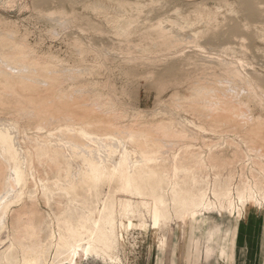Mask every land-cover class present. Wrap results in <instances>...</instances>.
Here are the masks:
<instances>
[{"label":"rangeland","instance_id":"rangeland-1","mask_svg":"<svg viewBox=\"0 0 264 264\" xmlns=\"http://www.w3.org/2000/svg\"><path fill=\"white\" fill-rule=\"evenodd\" d=\"M0 120L20 128L29 161L26 180L15 183L13 162L0 149L6 213L0 255L14 243L12 255L20 259L35 243L42 264L51 262V232L65 216L95 210L88 187L79 185L77 199L60 189L69 169L62 153L58 165L49 155L41 163L30 155L28 135L52 148L69 136L60 130L65 127L116 140V155L125 145L134 148L136 136L149 149L170 143V156L187 150L178 164L187 171L166 187L207 190L212 199L213 189L236 197L249 187L258 191L262 205L242 200L241 213L204 210L159 226L141 206L142 219L118 226L113 258L92 254L78 264H155L163 253L181 255L204 214L208 222L195 231L203 239L212 222L229 228L248 210L253 220L255 212L264 214V0H0ZM124 184L123 178L103 181L100 196L111 192L118 201L141 204ZM30 224L35 238L25 233ZM18 228L25 236L20 243Z\"/></svg>","mask_w":264,"mask_h":264},{"label":"bare ground","instance_id":"bare-ground-1","mask_svg":"<svg viewBox=\"0 0 264 264\" xmlns=\"http://www.w3.org/2000/svg\"><path fill=\"white\" fill-rule=\"evenodd\" d=\"M28 65L25 62H21V67H25V69L30 67ZM31 67L34 68L37 66ZM44 68L48 70L47 67ZM30 71L33 70L30 68ZM72 103H75V101ZM21 110L23 111L24 109ZM207 114L208 113H206V115ZM12 123H5L0 120V149L3 151L2 155L4 159L6 157L13 162L16 176L15 179L17 181L15 183H18L26 180L25 177L29 161L25 152L27 150H24V147L26 146H24L19 137L21 133L20 128ZM107 123L108 125L111 124L109 122ZM101 124H103V122ZM101 124H97V126L99 125L101 127ZM105 124L106 123L103 125ZM111 125L109 126L112 128L114 124ZM42 126L43 125L41 124L38 128H41ZM86 126L90 127L89 124H86ZM106 127L108 126L106 125ZM60 130L63 134L65 133V135L68 133L69 136L60 137L58 142H55L57 146L52 148L51 146L53 144L48 148L47 146H44L43 141L39 142L38 139H36L35 141L37 142H33L34 140H30V138L35 139L38 134H36V137L30 136L29 138V135L27 136L28 143L30 142V144L34 145H31L32 147H30L29 144L25 142V144L31 148L32 153H30V155L33 156V161L41 163L44 157L49 155V158L58 165L60 163L58 157H60L59 155L62 153L61 155L66 159L65 163L67 167L69 166V169L67 171L64 170L66 171L64 173V187L60 189L66 191L67 194H71L72 199H77L79 196V185L81 186V189L86 186L88 189L95 192L98 204L94 208L95 210H90L89 213L83 212L78 214L77 218H74L71 215L65 216L63 218L64 220L62 222L60 221L62 225L58 223V231L53 230L49 236L50 240L54 242L53 247L55 252L53 260L46 264H56L55 260L59 262L74 263L77 260H81L92 254L104 258H113V250L118 244V226L120 225L124 227L133 217L142 219L143 211L141 206H143L148 214L152 216L154 224L159 226L161 224H167L173 220L174 216L179 218H184L185 216L191 217L202 213L204 210H217L220 212L238 211L241 213L243 209H245L242 200L250 202L253 205H262L258 191H255L252 187H249V190L246 191H239L237 197L232 194L230 189H224L220 192L213 189L214 199L208 196L207 190L194 192L189 191L185 187L178 189L177 183L171 187L170 185H168L169 187H166V182H172L178 171H181L180 173L182 174L187 171L185 168L179 169L178 167V164L183 160L185 156L184 153H186L187 150L184 152L181 149L179 153L170 156V149L166 148L170 143H153L155 146H152L153 148L149 149L151 147L144 146L145 144L143 145V143L141 145L136 136L134 139L132 138L136 144L134 148H128L126 147L127 145H125L126 148L123 146V149H120L121 151L116 155L119 150V144L116 140L108 138L112 141H106L107 138L104 139L98 135H91L88 132L77 128L65 127ZM91 132L95 133L94 131ZM105 134L107 135L110 133ZM129 138H131V136ZM148 145L151 144L149 143ZM27 153L29 154V152ZM166 163H168L167 166ZM4 174L5 161H0V181ZM121 178H123L125 182V191L133 196L140 197L141 204L140 202H137L136 205H134L133 201L130 199L118 201L115 195L111 192L107 197L105 196V199L100 196L99 188L103 181H119ZM1 191L2 189L0 192ZM167 192H170L171 194L170 201L167 199ZM45 194L46 197H49L47 191H45ZM100 202L102 203L101 209ZM4 209L3 206L2 210H0V225L2 228L4 227V224L1 221L6 214ZM171 209H173V212ZM129 214L132 216L130 217ZM25 233L29 238L37 237L33 225H31ZM17 236L19 243L25 238L19 228L17 229ZM14 248V243L8 246L2 255H0V262L5 261L6 264H12L13 262H18L19 264H42L44 252L40 250L35 243L27 250H25V248L23 249V254L20 259H18L17 256L12 255V252L14 253Z\"/></svg>","mask_w":264,"mask_h":264},{"label":"crops","instance_id":"crops-1","mask_svg":"<svg viewBox=\"0 0 264 264\" xmlns=\"http://www.w3.org/2000/svg\"><path fill=\"white\" fill-rule=\"evenodd\" d=\"M255 213L256 219L253 220L252 210L246 211L243 217L236 219L234 225L229 228L225 227V223L212 222L206 239L195 234L197 229L201 230L208 222V217L204 214L202 221L193 222L188 246H185L186 249L181 255L179 251L172 255L163 253L154 263L264 264V214ZM78 261L80 260L70 264H78Z\"/></svg>","mask_w":264,"mask_h":264}]
</instances>
